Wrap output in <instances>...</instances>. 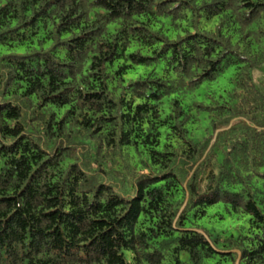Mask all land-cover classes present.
<instances>
[{"label":"trees","instance_id":"1","mask_svg":"<svg viewBox=\"0 0 264 264\" xmlns=\"http://www.w3.org/2000/svg\"><path fill=\"white\" fill-rule=\"evenodd\" d=\"M0 264H264V0H0Z\"/></svg>","mask_w":264,"mask_h":264},{"label":"rangeland","instance_id":"2","mask_svg":"<svg viewBox=\"0 0 264 264\" xmlns=\"http://www.w3.org/2000/svg\"><path fill=\"white\" fill-rule=\"evenodd\" d=\"M112 28H113V27H112ZM170 34L173 35L172 32H171ZM230 72H232V69H229V71H228L227 73H230ZM204 92H205L204 89H202V90L200 91V95H199V97H198L199 100H201V98H202ZM207 227H208L209 229H212V228H213V225L210 224V223H208V224H207Z\"/></svg>","mask_w":264,"mask_h":264},{"label":"water","instance_id":"3","mask_svg":"<svg viewBox=\"0 0 264 264\" xmlns=\"http://www.w3.org/2000/svg\"><path fill=\"white\" fill-rule=\"evenodd\" d=\"M223 130V129H222ZM218 134V133H217Z\"/></svg>","mask_w":264,"mask_h":264}]
</instances>
